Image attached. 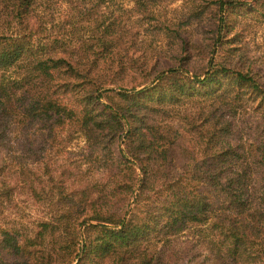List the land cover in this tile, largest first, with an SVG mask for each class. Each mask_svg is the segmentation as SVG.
<instances>
[{"label": "trees", "instance_id": "obj_1", "mask_svg": "<svg viewBox=\"0 0 264 264\" xmlns=\"http://www.w3.org/2000/svg\"><path fill=\"white\" fill-rule=\"evenodd\" d=\"M41 1L0 0V211L12 209L20 191L38 199L37 179L53 181L57 166L47 153L60 131L84 138L87 162L105 165L110 192L125 202L109 206L105 185L97 192L78 167L61 165L58 175L70 185H55L59 198L45 206L57 214L36 220L29 234L0 230L6 264H33L26 245L47 238L63 251L62 264H169L170 242L184 231L205 246L199 264H264V66L234 51L238 30L229 15L241 0H215L221 14L211 46L224 51L215 58L198 51L207 57L200 68L190 65L197 40L180 31L199 8L173 23L175 47L164 53L142 49L135 30L125 33L129 10L100 15L104 0L78 13L92 42L68 44L58 34L37 40L32 21ZM153 1L133 0L143 14ZM76 23L63 30L73 35ZM134 164L140 178L126 213Z\"/></svg>", "mask_w": 264, "mask_h": 264}, {"label": "rangeland", "instance_id": "obj_2", "mask_svg": "<svg viewBox=\"0 0 264 264\" xmlns=\"http://www.w3.org/2000/svg\"><path fill=\"white\" fill-rule=\"evenodd\" d=\"M93 2L94 0H42L40 5L36 7L34 13V28H36L35 36L37 40L44 41L41 35L58 34L64 37L66 43H77L81 40H86V42H92L88 39V36L91 35L89 21L78 20V17L81 15L78 14L82 12L84 8L88 7L87 2ZM240 0H236L235 3ZM80 3L78 8H73V5ZM243 4H246L245 8ZM133 0H104L99 7L100 15L104 13V17L112 14H118L122 11H128L129 13L123 16L122 25L125 33H128L131 29L135 30V35L138 37V42L141 45V48L146 49V51H173L174 43L176 39L171 28L176 25L173 23L184 22V17L189 16V14H195L193 9L199 8L201 12L197 11V17L189 22L182 25L180 31L186 34L189 38L197 40L199 46H193L191 51L196 55L191 62V67L197 68L206 63L207 57L206 53L200 54L198 51H213L211 52L210 57L216 56L217 52L214 51H224V49H219L215 43L211 46V40L215 36L214 25L218 23V17L221 14L215 0H156L153 2H148L146 4V13H142L137 8H135ZM238 7V8H237ZM236 7L235 13L229 15V19L234 23L235 30H238V36L236 41L233 42L235 50L238 53V56H241L243 61H251L256 64L264 66V0H241V5ZM223 13V12H222ZM181 14H184V17H180ZM225 14V11H224ZM180 20H179V19ZM90 19V18H89ZM40 25L41 30L38 32V26ZM70 22L76 23V31L74 34H69L68 27ZM165 24H168L166 27ZM44 28V29H43ZM63 29H67L66 31ZM73 29V28H72ZM62 35H61V34ZM64 33L66 35H64ZM34 36V37H35ZM124 38L127 39V35H124ZM89 40V41H88ZM170 63H173V60L165 56ZM172 61V62H171ZM209 67V66H208ZM129 76L133 74V70H128ZM160 74L157 73L152 79L148 80L144 84L135 88V90L141 89L144 86L151 85ZM186 75L192 76L191 72H187ZM128 76V78H129ZM127 78V79H128ZM102 89H113L118 90V87L115 85H107ZM101 89V90H102ZM63 141L65 146L62 150L57 149V144ZM53 146L49 149L47 153L48 162L51 163L50 166H57L56 172L54 174L53 181L44 182L43 180H36L37 183V198H31L27 193L22 191L18 192L14 200L11 202L12 209L0 211V230L5 227H14L16 230L21 231L22 233L26 231L27 234L30 233V230L33 229L36 220L42 219L45 216L57 214V213H45V206L47 201L50 199L52 203H56L57 189H54L57 184L62 183L63 187L69 186L70 184L66 183L68 180L64 175H58L61 170V165L68 163V169L75 170V167H78L79 171L86 174V182L90 184H98L96 191H99V187L105 185L104 190L108 194L107 204L112 207H120L125 202L121 200V195H117L115 192H110L111 185L114 182V179L108 178L104 173L103 168L104 164H101L99 161H90L87 162V155L85 149L84 138L79 135H72L67 137L63 134V131L56 133L55 139L52 140ZM120 148H122L119 145ZM198 157V156H197ZM197 161L199 158H196ZM92 162V163H91ZM182 162L178 163V167H181ZM184 164L190 163L189 161H183ZM77 164V165H76ZM137 173V181L133 186V191L130 195L129 201L126 206V213L133 206V199L135 196V191L138 186V179L140 178L139 168L136 164L133 166ZM177 167V168H178ZM38 175H40V170L37 169ZM160 179V178H159ZM43 185H48V188L43 187ZM18 191V188H15ZM65 194V192H63ZM110 193V194H109ZM126 197V195H125ZM49 198V199H48ZM120 200L118 204L115 203L116 200ZM143 202H138L140 206ZM60 206V205H59ZM62 207V206H61ZM49 208V207H48ZM74 214H87V213H74ZM126 216V215H125ZM81 229L82 225L78 227V232L80 234L81 240ZM2 235L0 233V243ZM33 244L26 245L25 249L29 250V254L35 257V262L33 264H62L64 258H62L63 251L57 248V244L52 242L50 238H47L43 241L41 240H31ZM170 252H171V261L169 264H184L187 260V264L201 263L199 259L205 253V246L192 235L191 231H184L179 234L176 238L172 239L170 242ZM52 244L55 245L52 248ZM81 246V244H80ZM49 251V255H45ZM59 253L57 255L51 253ZM61 253V254H60ZM47 256L45 260H40L39 257ZM39 259V262H38ZM12 263V260H10ZM7 260L0 254V264H6ZM75 260L71 263L74 264ZM202 264H207L206 261Z\"/></svg>", "mask_w": 264, "mask_h": 264}]
</instances>
